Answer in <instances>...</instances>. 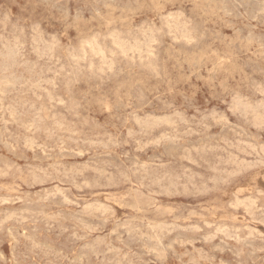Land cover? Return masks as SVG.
Returning a JSON list of instances; mask_svg holds the SVG:
<instances>
[{
    "label": "clouds",
    "instance_id": "clouds-1",
    "mask_svg": "<svg viewBox=\"0 0 264 264\" xmlns=\"http://www.w3.org/2000/svg\"><path fill=\"white\" fill-rule=\"evenodd\" d=\"M0 264H264V0H0Z\"/></svg>",
    "mask_w": 264,
    "mask_h": 264
}]
</instances>
